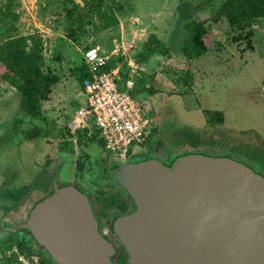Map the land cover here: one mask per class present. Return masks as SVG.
Instances as JSON below:
<instances>
[{
  "label": "rangeland",
  "instance_id": "1",
  "mask_svg": "<svg viewBox=\"0 0 264 264\" xmlns=\"http://www.w3.org/2000/svg\"><path fill=\"white\" fill-rule=\"evenodd\" d=\"M223 1L13 0L14 24L23 34L42 37L43 68L61 75L68 96L49 105L43 101L39 117L26 115L0 64V241L55 184L83 187L85 181L105 228L118 215V205L110 201L120 188L102 177L100 161L109 155L103 143L92 138L74 147L67 135L80 100L82 52L90 45L110 52L115 38L134 45L132 58L144 72L141 84L152 88L157 129L149 149L155 153L138 151L142 156L167 161L187 152L229 155L264 175V18L241 26H231L226 18L215 22ZM7 2L1 0L2 6ZM114 16L118 23L109 26ZM195 17L207 21L209 51L189 60L182 53L184 24ZM11 33L0 21V43ZM126 61L112 59L124 66ZM20 239L4 240L0 252Z\"/></svg>",
  "mask_w": 264,
  "mask_h": 264
},
{
  "label": "water",
  "instance_id": "2",
  "mask_svg": "<svg viewBox=\"0 0 264 264\" xmlns=\"http://www.w3.org/2000/svg\"><path fill=\"white\" fill-rule=\"evenodd\" d=\"M103 172L134 206L109 228L101 231L75 184H55L19 226L52 264H115L106 233L124 246L128 264H264V175L248 164L187 152L167 161L117 157Z\"/></svg>",
  "mask_w": 264,
  "mask_h": 264
},
{
  "label": "built area",
  "instance_id": "3",
  "mask_svg": "<svg viewBox=\"0 0 264 264\" xmlns=\"http://www.w3.org/2000/svg\"><path fill=\"white\" fill-rule=\"evenodd\" d=\"M133 48L132 43L118 39L111 52L92 45L83 50L82 64L89 75L82 79L83 102L67 125L75 139L80 132L97 138L116 158L127 157L143 145L153 130V119L131 93L140 73L130 54ZM113 56L125 57L130 69L124 70L123 64L114 67ZM0 264L46 263L38 254L24 251L19 242H12L1 249Z\"/></svg>",
  "mask_w": 264,
  "mask_h": 264
},
{
  "label": "trees",
  "instance_id": "4",
  "mask_svg": "<svg viewBox=\"0 0 264 264\" xmlns=\"http://www.w3.org/2000/svg\"><path fill=\"white\" fill-rule=\"evenodd\" d=\"M12 2L13 0H8L3 7L0 0V21L7 26L10 33L12 32L5 41L0 43V64L5 67L2 77L20 93V110L31 117H39L42 102L50 97L60 77L43 68L44 43L42 37L37 33L23 34L20 25L14 24L17 14L11 9ZM223 18H226L231 26H241L264 18V0H224L214 13L213 20L219 22ZM116 23L118 19L114 16L109 26ZM184 28L187 33L182 47L184 56L192 60L207 54L209 51L206 43V37L209 34L207 21L195 17L187 21ZM80 71L82 79L89 75L86 67H82ZM105 201L107 202L106 199ZM117 201H119V196L112 195L110 203L116 204ZM104 204L102 209L106 207ZM121 207H124V204H121ZM19 243L24 251L29 254L33 253L27 242L20 240ZM121 246L124 248L123 245ZM124 255L119 258L118 264H128L125 251Z\"/></svg>",
  "mask_w": 264,
  "mask_h": 264
},
{
  "label": "flooded vegetation",
  "instance_id": "5",
  "mask_svg": "<svg viewBox=\"0 0 264 264\" xmlns=\"http://www.w3.org/2000/svg\"><path fill=\"white\" fill-rule=\"evenodd\" d=\"M153 119H154V117H153ZM155 120V119H154ZM156 129H157V125H156V121H154V123H153V130H152V132H151V134H150V136H149V138L145 141V143L143 144V145H141V146H138V147H140V148H138V147H135V148H133L132 149V151L128 154V156H127V158H129V159H131V158H135V157H138V156H142L139 152L141 151L142 153H155L154 151H155V148L154 149H149V142L151 141V139L154 137V132H156ZM67 135H68V139H71L73 142H72V144H73V146L74 147H78V145H79V143H90V142H86V140H82V139H78V138H74V136L73 135H71L69 132L67 133ZM134 149H136V150H134ZM139 151V152H138ZM107 152V151H106ZM138 152V153H137ZM108 153V152H107ZM109 154V153H108ZM144 155V154H143ZM108 157H107V160H104V159H102L101 161H100V164L103 166H105V165H109V166H113L115 163H116V157L115 156H113V155H111V154H109V155H107ZM110 156H112V157H110ZM150 156H151V154H150ZM106 157V156H105ZM153 157V156H152ZM161 160V159H160ZM102 177H103V172H102ZM107 179H109V178H107ZM109 180H111L112 182H113V184H114V186L116 187V186H118L119 188H120V191H118L117 193H116V195L117 196H119V201H117V205H118V207H119V213L118 214H122V213H127V212H130L131 210H133L134 209V206H133V203H132V201L126 196L127 195V193H126V191L121 187V186H119V184L115 181V180H113V179H109ZM70 184V183H69ZM71 184H75L76 186H80V184H78L77 182H73V183H71ZM84 185H83V187L86 185L85 184V181H84V183H83ZM83 187H79V188H81V189H83L88 195H89V197H90V199H91V202H92V205H93V208H94V210H95V212H96V207H95V203H94V201H93V199H92V196H91V193H90V191L88 190V188L85 186L84 188ZM49 194V193H48ZM47 194V195H48ZM121 204H124V207H121ZM97 213V212H96ZM97 216H98V213H97ZM98 219H99V222H100V229H101V231H103L104 230V228H105V226H104V222L101 220V218L98 216ZM23 221V220H22ZM20 234V235H27V238L26 237H23V238H15V235L16 234ZM106 237L112 242V244L114 245V247H115V252H114V254H113V256H112V259H113V261H114V263L115 264H118L119 263V258L122 256H125L124 255V251H125V253L127 254V252H126V250L120 245V247H118L117 245H116V240H115V238L110 234V233H106ZM15 240V239H20V240H23V241H25V242H27V244H28V247L30 248V250L33 252V253H36V254H38L39 256H41L42 257V259L45 261V263L46 264H52V262H51V259H50V257H49V253H48V250L46 249V248H44L42 245H39L38 243H36V241L34 240V238L31 236V234L29 233V232H26V231H24V230H22V229H20V228H15V229H9V232H8V235L6 236V238L4 239V240ZM4 240H2V241H0V243H2ZM2 246V245H1ZM127 256H128V254H127ZM127 259H128V257H127Z\"/></svg>",
  "mask_w": 264,
  "mask_h": 264
},
{
  "label": "crops",
  "instance_id": "6",
  "mask_svg": "<svg viewBox=\"0 0 264 264\" xmlns=\"http://www.w3.org/2000/svg\"><path fill=\"white\" fill-rule=\"evenodd\" d=\"M115 40H118L117 38H115L114 39V41ZM98 46V45H97ZM99 47H101V46H99ZM102 48V47H101ZM103 49V48H102ZM104 51H106L105 49H103ZM112 51V50H111ZM110 51V52H111ZM133 51V50H132ZM132 51H130V54H131V52ZM107 52V51H106ZM204 56V55H203ZM118 57H121V56H113L112 57V59H114V58H118ZM131 57H132V54H131ZM202 57V56H201ZM135 62L138 64V66L140 67V73H139V75H137L136 77H135V79H136V83H135V85H134V88L131 90V93H132V91L135 93L134 94V96H135V98L141 103V105L143 106V108L145 109V111L147 112V114L150 116V118H152L153 119V116H151V108H150V100L152 99V96H151V94H149V90L150 91H152V88H151V84L150 83H147V84H145V85H143V84H141V79H143V77H144V75H143V73L144 72H142V69H143V67L138 63V61H137V59H135ZM113 64V63H112ZM120 64H123V69L124 70H129L130 69V67L128 66V65H126V66H124V62L123 63H118V62H116V65L114 64V67L115 66H117V65H120ZM82 67H85L82 63H81V65L80 66H78V68L79 69H81ZM46 71H48V69H46ZM52 72H54V73H56V74H58L59 75V77H60V80L54 85V87H53V90H52V92H51V94H50V97L47 99V100H44V102H46L45 104H47V105H49L50 104V101L51 102H54L55 101V99L56 98H58L60 101L64 98H66L67 96H68V94H67V86L65 85V83H64V80H62V77H61V75L59 74V73H57V71H52ZM8 83V82H7ZM8 84H10V83H8ZM10 86H12L11 84H10ZM12 87H14V86H12ZM83 87H82V77H81V81H80V87H79V93H78V98H80V100L77 102V105L75 106V109H74V112L72 113V115L70 116V118H69V120L71 119V117L73 116V114L75 113V111H76V109L81 105V103L83 102V89H82ZM144 89H146V93L144 94V96H142L141 98L140 97H138L137 96V92L138 91H142V92H144ZM61 94H62V97H61ZM50 99H52V100H50ZM43 103V102H42ZM41 110H42V107H41ZM68 120V121H69ZM154 121H156V120H154L153 119V122ZM78 139H82V140H86V142L88 141V142H92L91 140H92V138H89L84 132H80V133H78ZM134 150H136V149H134Z\"/></svg>",
  "mask_w": 264,
  "mask_h": 264
}]
</instances>
